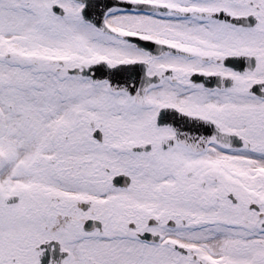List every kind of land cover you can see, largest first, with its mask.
I'll return each mask as SVG.
<instances>
[{"label": "snow or ice", "instance_id": "snow-or-ice-1", "mask_svg": "<svg viewBox=\"0 0 264 264\" xmlns=\"http://www.w3.org/2000/svg\"><path fill=\"white\" fill-rule=\"evenodd\" d=\"M0 264H264V0H0Z\"/></svg>", "mask_w": 264, "mask_h": 264}]
</instances>
